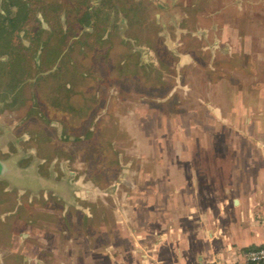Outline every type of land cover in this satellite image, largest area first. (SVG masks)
Instances as JSON below:
<instances>
[{"label":"rangeland","instance_id":"obj_1","mask_svg":"<svg viewBox=\"0 0 264 264\" xmlns=\"http://www.w3.org/2000/svg\"><path fill=\"white\" fill-rule=\"evenodd\" d=\"M28 2L19 15L22 32L15 31L12 46L0 55L9 62L13 53L24 54L30 79L13 96L16 81L7 62L0 64V122L16 133L21 151L33 152L24 162L52 160L56 179L69 171L71 200L82 207L72 206V217L82 218L83 209L92 215L110 211L113 184L157 178V164L175 162L180 129L187 146L199 142L222 154L229 104L238 115L239 60L229 59L221 27L199 26L197 12L180 11L192 0L159 19L161 7L152 0ZM88 6L99 24L83 33L77 19ZM79 34L80 43L55 73L45 62L50 47L63 35L67 44ZM62 87L71 89L66 108L50 101Z\"/></svg>","mask_w":264,"mask_h":264},{"label":"crops","instance_id":"obj_2","mask_svg":"<svg viewBox=\"0 0 264 264\" xmlns=\"http://www.w3.org/2000/svg\"><path fill=\"white\" fill-rule=\"evenodd\" d=\"M152 1L158 19L184 3ZM206 1L180 11L221 27L229 59L239 60L238 115L229 104L222 154L187 146L180 129L174 163L157 164V178L113 184L110 211L83 209L82 218L71 216L82 207L69 171L39 177L34 197L0 185V264H237L264 246V0Z\"/></svg>","mask_w":264,"mask_h":264},{"label":"flooded vegetation","instance_id":"obj_3","mask_svg":"<svg viewBox=\"0 0 264 264\" xmlns=\"http://www.w3.org/2000/svg\"><path fill=\"white\" fill-rule=\"evenodd\" d=\"M29 3L30 2H28V0H0V49H6L8 45L12 46L13 34L15 31L20 29L22 25L21 23L23 22V19L20 18L19 15L22 8L28 7ZM87 9L92 11V19H90L89 22L84 18ZM78 11L80 10L78 9ZM94 15V9L91 6L82 10L77 22L83 28V33L93 32L98 26V20L95 19ZM21 32L22 31L20 29L19 34ZM83 35L84 34L73 36L72 41L69 40L67 44L66 42L64 43L66 36L63 35L61 37L62 41H60L61 39L59 40L60 42L57 41L56 44L58 45L55 44L50 47L51 51L49 52L45 62L47 64H50L51 62V64L54 65L53 68H55V73H57V71L65 65L66 62L64 63V61L65 57H68L67 53L80 43ZM8 36L10 37L9 39ZM50 42L53 44V41ZM66 46H68L67 50ZM2 55H0V64L7 62V60L3 58L1 59ZM69 58H71V56ZM36 60L38 59L36 58ZM26 61L27 59L24 54L15 52L12 54L10 61L6 63L11 75V82L13 79L16 81L13 85V96H17L18 92L23 87V83L25 85L26 80L30 77L28 75L31 72H29V69L27 70L26 68ZM39 62L40 61L38 60L37 63ZM14 65L17 66V68L12 67ZM1 69L3 68L0 66V72ZM67 70L69 69L67 68ZM62 88L63 89L59 97L50 98L52 105L58 108L68 106V103L70 102L71 89L67 87ZM15 134L16 133L13 134L12 129L7 126L6 122H0V185H5L11 190H17L18 192L24 194L29 193L32 197H34L36 193L38 194V190H40L43 186L39 177L50 179L52 176H57V173L55 174L54 171V163L52 160L44 163V158L42 159L41 156L37 157L35 155H33L35 157L30 158L29 162H24L23 159L26 155H32L33 152L29 151L28 153H25L23 150L21 151L18 145V138L15 137ZM65 176L66 173L64 171L63 177ZM45 193L46 192L42 190V194Z\"/></svg>","mask_w":264,"mask_h":264},{"label":"built area","instance_id":"obj_4","mask_svg":"<svg viewBox=\"0 0 264 264\" xmlns=\"http://www.w3.org/2000/svg\"><path fill=\"white\" fill-rule=\"evenodd\" d=\"M212 264H223L213 262ZM237 264H264V246L256 249H249L244 253L243 260Z\"/></svg>","mask_w":264,"mask_h":264},{"label":"trees","instance_id":"obj_5","mask_svg":"<svg viewBox=\"0 0 264 264\" xmlns=\"http://www.w3.org/2000/svg\"><path fill=\"white\" fill-rule=\"evenodd\" d=\"M84 18L88 20V22L90 21V19H92V11L90 9L86 10Z\"/></svg>","mask_w":264,"mask_h":264},{"label":"water","instance_id":"obj_6","mask_svg":"<svg viewBox=\"0 0 264 264\" xmlns=\"http://www.w3.org/2000/svg\"><path fill=\"white\" fill-rule=\"evenodd\" d=\"M46 182V184H49L50 183V181H45Z\"/></svg>","mask_w":264,"mask_h":264}]
</instances>
